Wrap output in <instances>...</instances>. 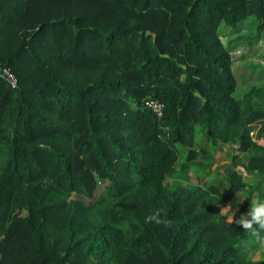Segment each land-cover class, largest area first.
Masks as SVG:
<instances>
[{"label": "trees", "instance_id": "obj_1", "mask_svg": "<svg viewBox=\"0 0 264 264\" xmlns=\"http://www.w3.org/2000/svg\"><path fill=\"white\" fill-rule=\"evenodd\" d=\"M223 25L263 31L264 0H0V264H264L220 186L165 185L203 128L264 189V86L235 96Z\"/></svg>", "mask_w": 264, "mask_h": 264}, {"label": "rangeland", "instance_id": "obj_2", "mask_svg": "<svg viewBox=\"0 0 264 264\" xmlns=\"http://www.w3.org/2000/svg\"><path fill=\"white\" fill-rule=\"evenodd\" d=\"M251 17L258 18L256 15ZM220 37L224 45L229 48L232 53L233 68L237 79V91L235 96L240 99L248 91L258 87H263L264 30H256L254 32L245 27L233 29L223 25L220 29ZM196 149H205L207 152L206 158H201L202 166L199 168H193L192 164H189V172L184 175L182 168L185 165H188V150L184 147H180L181 159L177 165V175L165 182V185L168 186V191L183 206H188L191 202L188 195L190 190L206 186L209 183H213L218 186L224 184L230 185L228 183L227 176L233 169V165L236 160L235 157H237L236 155H240L235 146L224 145L222 143L213 144L208 139L203 128H198ZM240 157L239 159L242 161L241 164H243L245 162V158L243 155H240ZM236 171L244 175V180L248 187L255 186L261 181V179L256 175L247 174L243 166L236 168ZM104 186V184H100V190L98 192L99 196L104 189ZM258 191L250 197L249 188H245L241 191L230 189L227 194H223V202L218 208L221 212L223 208L231 205V210L236 212L235 217H238L241 214H246L251 207V200L260 199L259 193L264 191V189L262 190L259 188ZM261 199H264V195ZM248 204L250 205L249 208H247ZM237 208H239V211H236ZM243 209H245V211ZM221 216L228 217L229 221L232 223L227 214ZM232 224H234V222ZM129 239L132 246L137 244L135 237L130 236ZM248 251L253 260H264V247L259 246L257 249L252 250L248 246ZM104 263L115 264L113 261H105Z\"/></svg>", "mask_w": 264, "mask_h": 264}, {"label": "clouds", "instance_id": "obj_3", "mask_svg": "<svg viewBox=\"0 0 264 264\" xmlns=\"http://www.w3.org/2000/svg\"><path fill=\"white\" fill-rule=\"evenodd\" d=\"M231 208V205L223 208L221 215L227 214L232 223L234 222L238 227H241L261 247H264V199H252L249 211L246 214H241L239 219H235L236 212L232 211ZM236 211H239V208ZM145 223L171 227L173 222L162 218L160 211L157 210L145 217Z\"/></svg>", "mask_w": 264, "mask_h": 264}, {"label": "built area", "instance_id": "obj_4", "mask_svg": "<svg viewBox=\"0 0 264 264\" xmlns=\"http://www.w3.org/2000/svg\"><path fill=\"white\" fill-rule=\"evenodd\" d=\"M5 76L11 82V84L16 87L17 86V79L16 77L10 72V70L4 71ZM147 108H149L157 117L162 118L164 114V105L156 100H150L146 103Z\"/></svg>", "mask_w": 264, "mask_h": 264}, {"label": "crops", "instance_id": "obj_5", "mask_svg": "<svg viewBox=\"0 0 264 264\" xmlns=\"http://www.w3.org/2000/svg\"><path fill=\"white\" fill-rule=\"evenodd\" d=\"M220 188L223 190V193H226V194H227L228 191H230V189H233L230 185H225V184L221 185Z\"/></svg>", "mask_w": 264, "mask_h": 264}]
</instances>
